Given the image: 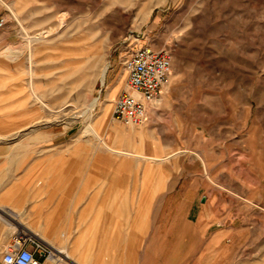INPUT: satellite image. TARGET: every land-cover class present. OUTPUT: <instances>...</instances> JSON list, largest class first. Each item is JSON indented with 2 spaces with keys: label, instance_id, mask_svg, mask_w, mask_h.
Wrapping results in <instances>:
<instances>
[{
  "label": "rangeland",
  "instance_id": "obj_1",
  "mask_svg": "<svg viewBox=\"0 0 264 264\" xmlns=\"http://www.w3.org/2000/svg\"><path fill=\"white\" fill-rule=\"evenodd\" d=\"M0 10V169L32 157L48 179L33 197L59 203L74 226L57 246L40 239L82 263L100 234L89 225L124 211L139 264H264V0H0ZM144 46L168 51L167 92L125 125L111 117L129 93L122 61ZM7 226L0 214V253Z\"/></svg>",
  "mask_w": 264,
  "mask_h": 264
},
{
  "label": "crops",
  "instance_id": "obj_2",
  "mask_svg": "<svg viewBox=\"0 0 264 264\" xmlns=\"http://www.w3.org/2000/svg\"><path fill=\"white\" fill-rule=\"evenodd\" d=\"M167 92V86L162 88V93ZM160 100H156L152 103V109L156 110ZM127 131H131L130 128ZM139 132V131H138ZM140 133V132H139ZM86 134L85 132H81V135ZM114 146V145H113ZM112 152L108 151L109 153L116 154L115 152H123L129 157L137 158V159H146L151 161L159 160L158 156L151 154L143 155L141 153L136 152H124L120 150L117 146H114ZM111 150V149H109ZM94 156H97V151ZM43 166H47L49 160L48 158H43L41 160ZM34 162L33 158L31 157L29 160L26 161L24 169H15L13 167H6L5 169H0V207H9L21 215H23L27 227L35 234L32 237L37 236L42 239H47L51 241L53 245L57 246L62 243V234L67 232L69 233V229L71 228L67 223V221L61 220V216L58 214L59 209L51 208V206H58L59 203H52L50 204L49 200L46 198H38L33 197L34 189L36 187V192L43 191L44 188L47 186L48 179L44 171L42 175L35 178L33 173ZM44 169V168H43ZM112 169V167H111ZM36 180V181H35ZM70 206H74L75 203L69 204ZM124 205V204H122ZM21 210V211H20ZM76 211V209H74ZM73 213L74 219L71 220L74 223L80 222L81 220H76L75 217L77 215L80 216V213L75 214ZM80 209H77V212ZM102 224L99 226L96 225L95 227L89 225V230L96 229V232L99 230V233H92L94 237V249L91 248V258L89 260H83L82 263L84 264H98V245L102 248V253H105L106 258L108 255L111 257L112 263L114 264H129L131 258L134 259L137 264L142 262L143 256L145 252L142 251V247L136 246L132 251L133 254L136 256H130V243L129 237L131 235L130 229V216L129 214H124V211L120 214L119 218L112 219V221H107V223ZM106 228V229H105ZM107 234L104 233V230ZM136 231V230H134ZM77 232L73 236L70 237L69 235V242H73L74 238L78 233ZM136 236L144 237V233H140L139 230L136 231ZM1 233V229H0ZM135 235V234H134ZM223 233L220 230L214 231L212 233V237L210 241H214L218 243L220 237H222ZM95 239H97L95 241ZM99 239V241H98ZM44 241V240H43ZM41 241V242H43ZM209 241V243H210ZM44 243V242H43ZM45 244V243H44ZM64 251H62L63 253ZM65 254L69 255V259L65 260L63 264H82L78 263L76 258L72 253L69 251L64 252ZM141 254V256H140ZM110 259V258H109ZM107 260V259H106Z\"/></svg>",
  "mask_w": 264,
  "mask_h": 264
},
{
  "label": "built area",
  "instance_id": "obj_3",
  "mask_svg": "<svg viewBox=\"0 0 264 264\" xmlns=\"http://www.w3.org/2000/svg\"><path fill=\"white\" fill-rule=\"evenodd\" d=\"M5 23L0 10V29ZM122 70L131 94L124 93L113 101L111 117L125 125H138L145 119L146 104L156 99L167 83L170 56L164 48L139 47L123 59ZM51 256L52 250L47 245L16 227L0 253V264H46Z\"/></svg>",
  "mask_w": 264,
  "mask_h": 264
},
{
  "label": "bare ground",
  "instance_id": "obj_4",
  "mask_svg": "<svg viewBox=\"0 0 264 264\" xmlns=\"http://www.w3.org/2000/svg\"><path fill=\"white\" fill-rule=\"evenodd\" d=\"M24 40H25V43H26V49L27 48H30V45H31V42L34 40V38L33 37H29V36H27V37H25L24 38ZM105 74H106V67H104L102 70H101V73H100V78H101V80L103 81L104 80V77H105ZM31 76H32V73H31ZM168 77H170V75L168 76ZM163 87H165V86H163ZM162 87V88H163ZM162 88H161V91H162ZM33 92V94H35V92L34 91H32ZM130 93V92H129ZM131 94V93H130ZM133 95V94H132ZM153 101H155V99L153 100ZM153 101H151L150 103H152ZM95 103H97V100L95 99L94 101H93V103L90 105V107L92 106V105H94ZM149 103V104H150ZM145 119H147V118H145ZM144 119V120H145ZM86 131H89V132H92V131H94L95 132V130L93 129V127L90 125V124H88L87 125V127H86ZM98 138H100V137H98ZM98 141H100V140H98ZM102 143V142H101ZM103 145H104V143H103ZM0 214L2 215V216H4V218L7 220V221H10V222H13V224L14 225H16V227L18 228V229H24V230H26V232L29 234V235H35L27 226H26V222H23L22 220L24 219L23 217H22V215L20 214V213H18L17 211H15V210H13V209H11V208H9V207H0ZM16 227H9V226H7V230H11V231H13V230H15V228ZM34 237V236H33ZM34 238H36V239H38L39 241H43L42 239H40L39 237H37V236H35ZM44 243H45V245H47L51 250H52V253H53V256H51L50 257V259H49V263L50 264H63L64 262H65V260H68L69 259V255H67V253L65 254L64 252L62 253V251H59V250H57V249H55V247H52L51 245H49L48 243H46L45 241H43ZM59 258H58V257Z\"/></svg>",
  "mask_w": 264,
  "mask_h": 264
},
{
  "label": "water",
  "instance_id": "obj_5",
  "mask_svg": "<svg viewBox=\"0 0 264 264\" xmlns=\"http://www.w3.org/2000/svg\"><path fill=\"white\" fill-rule=\"evenodd\" d=\"M202 200V199H201Z\"/></svg>",
  "mask_w": 264,
  "mask_h": 264
}]
</instances>
